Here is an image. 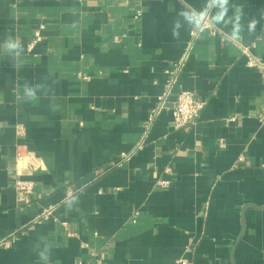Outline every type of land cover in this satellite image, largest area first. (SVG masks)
Wrapping results in <instances>:
<instances>
[{
  "label": "crops",
  "instance_id": "crops-1",
  "mask_svg": "<svg viewBox=\"0 0 264 264\" xmlns=\"http://www.w3.org/2000/svg\"><path fill=\"white\" fill-rule=\"evenodd\" d=\"M244 47L264 63V0H0V264H264V76ZM183 90L205 106L175 128Z\"/></svg>",
  "mask_w": 264,
  "mask_h": 264
},
{
  "label": "built area",
  "instance_id": "built-area-1",
  "mask_svg": "<svg viewBox=\"0 0 264 264\" xmlns=\"http://www.w3.org/2000/svg\"><path fill=\"white\" fill-rule=\"evenodd\" d=\"M214 6V2H211L207 11L199 16V22L197 27L192 31V37L195 38L203 30L210 28V15L211 10ZM140 15H137V18ZM244 54L248 57V65L253 68H258L263 72L264 76V63L256 58L248 48H243ZM180 69V65L176 67V71ZM176 71L172 78L170 79L167 88L164 94L159 98V105L156 111L153 112L151 119L157 115L160 111L165 108H168L169 96L172 94L174 84L176 82ZM205 106V101L200 99L195 92L190 90H183L176 94V98L173 101L172 105V115H173V125L175 128H184L196 125L203 108ZM260 121L264 123V114L261 115ZM223 146V144H221ZM130 157V154H122L121 159L112 163L114 166L121 165L125 160ZM166 171H170L166 169ZM157 184L160 187L168 188L171 185V182L168 180L160 179L157 181ZM14 188L17 192L18 203L21 205L28 204L30 201L31 195L34 193L35 184L32 180L24 178H16L14 182ZM72 194V193H71ZM4 245H8V241L2 242ZM174 264H193L191 261L181 258L177 260Z\"/></svg>",
  "mask_w": 264,
  "mask_h": 264
}]
</instances>
